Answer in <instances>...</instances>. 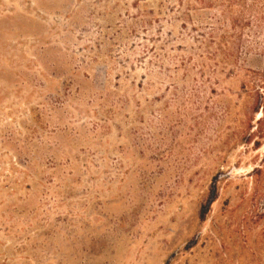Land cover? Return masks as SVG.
<instances>
[{
	"label": "rangeland",
	"instance_id": "1",
	"mask_svg": "<svg viewBox=\"0 0 264 264\" xmlns=\"http://www.w3.org/2000/svg\"><path fill=\"white\" fill-rule=\"evenodd\" d=\"M263 28L264 0H0V264H264Z\"/></svg>",
	"mask_w": 264,
	"mask_h": 264
},
{
	"label": "trees",
	"instance_id": "2",
	"mask_svg": "<svg viewBox=\"0 0 264 264\" xmlns=\"http://www.w3.org/2000/svg\"><path fill=\"white\" fill-rule=\"evenodd\" d=\"M263 43H264V28H263ZM255 111H261V115L258 117V119L255 122V129L250 134V137L253 135H258V138L264 139V69L261 73H259V79L258 84L256 87V108ZM253 127V124L250 126V128ZM257 145L260 144L259 141H255Z\"/></svg>",
	"mask_w": 264,
	"mask_h": 264
}]
</instances>
